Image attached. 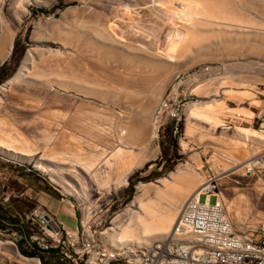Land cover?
Wrapping results in <instances>:
<instances>
[{"label": "rangeland", "instance_id": "rangeland-1", "mask_svg": "<svg viewBox=\"0 0 264 264\" xmlns=\"http://www.w3.org/2000/svg\"><path fill=\"white\" fill-rule=\"evenodd\" d=\"M173 7L196 13L182 19L165 9ZM107 25L150 37L172 57L154 65L113 51L96 31ZM177 30L184 33L170 51ZM69 59L84 71H64ZM1 65L0 203L10 216L28 224L44 193L63 197L60 207L73 204L61 214L71 228L82 219L121 262L130 247L167 233L112 236L143 213L140 200L164 210L170 189L162 179L185 172L189 185L171 190L183 195L179 207L209 181L236 228L264 223V182L241 175L238 163L251 140L264 145L256 129L264 0H0ZM20 67L23 75L4 84ZM166 97L180 104L174 115L161 107ZM11 221L0 222V262L34 264L39 256L23 255L27 239ZM30 235L41 236L34 227Z\"/></svg>", "mask_w": 264, "mask_h": 264}, {"label": "built area", "instance_id": "built-area-1", "mask_svg": "<svg viewBox=\"0 0 264 264\" xmlns=\"http://www.w3.org/2000/svg\"><path fill=\"white\" fill-rule=\"evenodd\" d=\"M161 107L174 115V109L180 104H175L173 97H166ZM256 119L257 138L264 142V107L258 109ZM249 148V154L238 162L241 175L264 182V145L251 140ZM66 203L73 206L68 200ZM26 218L29 227H34L41 236L29 234L25 237V248L36 245L41 249H59L62 258L72 264L112 263L107 261V254L116 247L109 248L97 241L90 225H85L82 219L75 229L66 227L55 213L41 204H36ZM115 263L264 264V223L236 228L218 195L211 192L210 186L200 185L181 203L175 222L162 239L153 241L151 247L131 250L123 261Z\"/></svg>", "mask_w": 264, "mask_h": 264}, {"label": "bare ground", "instance_id": "bare-ground-1", "mask_svg": "<svg viewBox=\"0 0 264 264\" xmlns=\"http://www.w3.org/2000/svg\"><path fill=\"white\" fill-rule=\"evenodd\" d=\"M218 7L221 8L222 10H224V7L221 4H219ZM177 8H174V9L169 8L171 10H168L167 8H165V9L167 11H170V13L173 14L174 16L180 17L182 19H184L183 17H185V16L194 15L196 13V11L192 12L191 9H188L186 7H183L182 9H179V8L177 9ZM225 10H229L231 13H234V9L231 6L229 9H225ZM186 18H185V20H188ZM238 26L243 27L245 25L243 23H241ZM96 31H97V34H99L100 36H102L104 38L106 43H109L111 45V47H112L111 50L117 51V49L121 48V49L126 50L128 52H134L135 51V52L139 53L140 58H142L143 61L144 60L146 61L145 63H147V62L149 63V61H150L151 63L154 62L155 63V64L153 63L154 65H156V64L161 65L162 61H164L163 59H169L172 57V54L170 52H167L166 49L161 48L158 45L159 43L153 41L150 37L141 36L139 34H134L132 32H126V31L124 34V32L123 33L120 32V29L117 30V28H115L114 26H111V25L105 26V29L103 30V32L100 28H98V29L96 28ZM65 32L67 33L66 35H68L69 31H65ZM183 33H184V30H177L175 32V34H176L175 39H177L178 41L171 43V47H170L171 50L170 51H174L177 48V46L179 44V39L181 38ZM64 43L72 45L73 37L65 38ZM181 47H182V43L180 42L179 50H181ZM128 56L129 55H127L126 57H128ZM27 58H30V60H32L31 56L27 57ZM23 69H24L23 67L18 68V70L13 74V76L10 77L4 84L10 83L12 81L19 79L23 75ZM63 70L70 73V74L71 73L75 74V73H79V72L84 71V70H82V68L80 66L77 65V63L74 59L67 60L65 62ZM2 92H3V85L0 86V93H2ZM189 114L195 115V114H197V111L195 109H191ZM114 154L120 155V149H116ZM132 166H133V164H131L129 166L126 173L129 171V169L132 168ZM125 174H124V176H125ZM186 177L189 178V180L188 179L183 180ZM176 178L179 180L177 181ZM162 181H163V184L165 185L166 189H170V190H168V199H167L165 209L160 211L153 205V202H150V201L144 202V201L140 200V205H141V208L143 210V213H138L134 217V219H132L126 226H124L121 229V231L118 234L113 235L112 239L117 237L121 241L127 240V239H129V240L133 239L136 241H140L142 237L148 236L149 234L162 233V232L168 233L170 227L173 225V223L175 222V220L177 218L178 208H180L179 207L180 200L183 197V195H179V196L174 195V193H172L171 190H172V188H174V186L182 189V188H185L187 185H189L190 175L186 176L185 172H181L179 174H174V177L172 179H166L165 178V179H162ZM202 185L209 186V181L203 182ZM0 243H1V241H0ZM151 246H145V247L134 246V247H130L128 250L130 253L131 250L139 249V248H146V247H151ZM110 251H112V250H110ZM25 258H27V257H25ZM32 258H34V257H32ZM118 260L119 259L117 257L115 258L114 256H111L110 253L107 254V261L116 262ZM32 262H34V264H40L39 258L32 261Z\"/></svg>", "mask_w": 264, "mask_h": 264}, {"label": "trees", "instance_id": "trees-1", "mask_svg": "<svg viewBox=\"0 0 264 264\" xmlns=\"http://www.w3.org/2000/svg\"><path fill=\"white\" fill-rule=\"evenodd\" d=\"M3 72V65L0 66V81L4 78L5 74L1 73ZM9 209L4 207L3 204L0 203V222L3 220H12L13 224L15 226H18L23 233L24 238L28 237L30 234V227L29 224L25 223L24 221H21L19 217L16 215L10 216ZM20 251L23 253V255H28L29 257L39 256L41 259L42 264H72L69 260L64 259L60 260L59 256L56 253L55 248H46L41 249L37 247L36 245H33V248L27 249L25 247H21ZM62 258V255L60 256ZM111 264H116L115 262H112Z\"/></svg>", "mask_w": 264, "mask_h": 264}, {"label": "crops", "instance_id": "crops-1", "mask_svg": "<svg viewBox=\"0 0 264 264\" xmlns=\"http://www.w3.org/2000/svg\"><path fill=\"white\" fill-rule=\"evenodd\" d=\"M40 191H43L42 189H39ZM44 193V191H43ZM46 196H42V198L39 197L38 199V204L44 205L47 209H49L50 211H52L53 213H55L57 215V217L63 221V223L65 224L66 227H73L72 223L67 222L64 217H62V211L64 213H69V207H60L59 205V199L58 198H54L51 194L48 195L46 193H44ZM71 215V214H70ZM18 249V248H17ZM22 254H20V251L18 250V256L21 257ZM0 264H12V263H8V262H0Z\"/></svg>", "mask_w": 264, "mask_h": 264}]
</instances>
